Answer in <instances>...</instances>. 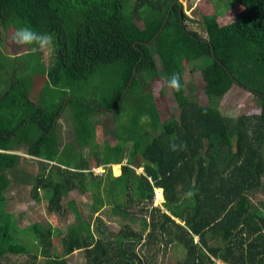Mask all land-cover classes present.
I'll return each mask as SVG.
<instances>
[{
    "label": "trees",
    "instance_id": "trees-1",
    "mask_svg": "<svg viewBox=\"0 0 264 264\" xmlns=\"http://www.w3.org/2000/svg\"><path fill=\"white\" fill-rule=\"evenodd\" d=\"M235 1L241 10L218 24L214 14L194 8L196 17L188 18L177 0H0V33L15 18L53 39L50 64L33 70L44 76L37 101L29 97V78L6 75L0 52V262L66 264V256L79 250L81 264H155L179 245L184 253L175 264H264V198L251 200L256 192L264 196V0ZM187 21H198L202 33ZM190 61L199 69L207 104L184 87ZM173 72L181 84L169 90L177 112L163 119L151 87ZM231 85L252 93L260 112L222 111L218 100ZM65 108L74 144L60 145L57 119ZM99 110L112 118L115 143L103 141L102 157L93 158L107 168L97 175L79 148L90 144L89 115ZM173 144L186 148L173 151ZM20 147L45 161L31 193H45L46 212L62 215L65 191L77 189L91 197L92 213L107 205L126 218L135 208L147 220L138 219L137 230L125 223L112 234L99 215L90 223L70 199L73 221L63 232L32 219L24 232L37 243L21 242L4 205L6 169L17 167ZM111 163H120L118 175V165L111 166L116 176L106 166ZM137 167L142 171L135 174ZM154 188L162 190L165 211L151 205ZM190 189L195 195L184 198ZM100 190H107L102 199Z\"/></svg>",
    "mask_w": 264,
    "mask_h": 264
},
{
    "label": "rangeland",
    "instance_id": "rangeland-1",
    "mask_svg": "<svg viewBox=\"0 0 264 264\" xmlns=\"http://www.w3.org/2000/svg\"><path fill=\"white\" fill-rule=\"evenodd\" d=\"M182 8L183 13L188 18H195L196 16L191 13V9H196L203 14H214V17L218 24H223L230 22L233 17L241 10V6L235 0H177ZM189 28L196 30L198 33H202L201 26L198 21L189 22L187 21ZM24 26L23 23L15 18H11L6 28L0 33V52L4 56L7 63V67L10 70L6 75L8 77H15L16 79L27 77L28 80V91L29 97L33 101H37L41 94V89L44 81V76L40 73H33L37 66L40 63L47 66L51 61L50 49L42 50L36 55L28 53L24 54L25 51H28L26 47H21L13 43L11 37L16 28ZM20 55V56H19ZM23 55V56H21ZM39 61H38V60ZM198 63V60L195 61ZM195 62H188L185 64L182 72L183 83L186 89V92L189 91L190 94L198 103L207 104V97L204 92V82L199 73V69H193ZM16 63V64H15ZM16 65V66H15ZM15 66V67H14ZM3 73V72H2ZM0 73V79H2L3 74ZM153 82V81H152ZM163 81H156L154 84L150 85L152 92L156 99V105L159 109V112L163 119H171L173 114H176V103L170 93V89L164 87ZM1 86V83H0ZM5 84L2 85L4 88ZM0 87V92L3 90ZM218 105L222 111L229 113L231 115H251L260 112V104L258 99L250 92L246 91L243 88L238 87L237 85H231L230 88L219 98ZM89 119L93 126L94 135L90 140V144L80 146L79 152L88 160V165L91 167L94 165L93 158L102 157V151L104 148L103 141H106L108 144L113 145L115 139L112 136V118L108 113L103 111H93L89 115ZM57 131H59L60 136H57L60 145L65 141L73 142V137L70 132L72 125V117L69 114L67 108H65L64 113L57 119ZM145 121V117L141 118V122ZM115 126V124H114ZM145 128L147 129L146 125ZM150 136L153 135V132L149 130ZM56 135L57 132H56ZM21 148L17 149L16 152L22 158V162L15 169H6V174L8 175V180L10 181L9 187L4 191V196H6V202L4 205L7 209L9 222L11 225L18 229L19 234L17 238L23 243H27L30 247H35L37 243V238L31 234L25 233L30 229L31 220H37L39 223L44 226L49 225L52 228L58 229L63 232L69 222L73 221L72 213L63 206V214L59 216L56 212L48 213L44 208V195L42 190L37 191V198H34L31 193V187L34 184V175L38 173L44 161L36 160L24 153L21 152ZM96 150V151H95ZM95 151V156L94 152ZM93 154V156H92ZM124 163V160L121 161ZM46 165H51L47 163ZM118 165V173H120V163ZM110 168V167H109ZM107 168H101L97 166L93 168L94 174H100L106 171ZM141 167L134 169V173H140ZM111 174H113L110 168ZM116 174V175H117ZM114 175V176H116ZM103 185V183H102ZM155 189V188H154ZM154 191V197L151 205H157L163 201L162 190L158 189L159 193L161 192V199H157ZM107 190H100L98 196L102 199L103 194ZM114 191V190H112ZM88 193V192H86ZM118 193V190H117ZM115 195V193L113 192ZM9 196L13 197L11 200ZM8 197V198H7ZM263 199L264 196L255 193L251 198L252 201L256 199ZM68 199H74L79 203V207L83 212V215H88L90 218V223H92V218L94 214L90 212L91 197L86 194L78 193L77 189H72L64 194L61 199L62 205H65V201ZM160 202V203H158ZM160 207V206H159ZM109 206H106L102 211L99 212L100 217H105V226L108 229V232L115 234L119 232L121 226L129 222L128 218H123L118 215L109 214ZM161 211H165L164 208L160 207ZM108 212V213H107ZM143 215V211L140 212ZM134 215V216H132ZM130 218L135 217L136 222L140 215L138 213H133ZM143 217V216H142ZM134 222V227L136 225ZM126 225V224H125ZM134 249H137L135 245ZM184 250L179 245L171 246L170 250L157 258L155 264H175L176 260H179L183 255ZM141 257V254H139ZM66 264H81L83 262V253L79 250L74 251L70 255L66 256ZM14 263L13 258H8L6 261H1L0 264H12ZM17 262V260H16ZM216 264H224L219 261H216Z\"/></svg>",
    "mask_w": 264,
    "mask_h": 264
},
{
    "label": "clouds",
    "instance_id": "clouds-1",
    "mask_svg": "<svg viewBox=\"0 0 264 264\" xmlns=\"http://www.w3.org/2000/svg\"><path fill=\"white\" fill-rule=\"evenodd\" d=\"M11 39L16 45L28 48L31 53H37L53 47V39L48 33L37 31L30 26L16 28ZM164 87L179 91L181 87L179 73L173 72L170 76L166 77ZM171 147L175 151L177 148H186V145L173 144ZM194 195L195 191L190 189L184 194V198H191Z\"/></svg>",
    "mask_w": 264,
    "mask_h": 264
},
{
    "label": "crops",
    "instance_id": "crops-1",
    "mask_svg": "<svg viewBox=\"0 0 264 264\" xmlns=\"http://www.w3.org/2000/svg\"><path fill=\"white\" fill-rule=\"evenodd\" d=\"M58 128V127H57ZM57 132V136H60V134H59V131H56ZM71 132V131H70ZM71 135V134H70ZM57 140H59L58 138H57ZM68 142V141H67ZM64 143H65V140H64ZM31 157V156H30ZM32 158H34V159H36V160H40L39 158H36V157H32ZM45 162V161H44ZM47 163H49V164H53L51 161H46ZM114 164H117V163H114ZM113 163H111V164H106V166H108V167H110L111 168V166L112 165H114ZM50 165H47V167H49ZM97 166H99V167H101V168H104L102 165H96V166H93V167H91V170L93 171V168L95 167H97ZM90 168V167H89ZM99 175V174H98ZM112 175H114V174H112ZM118 175V174H117ZM159 189H161V188H159ZM72 190V189H71ZM68 191H70V190H68ZM68 191H65V193H67ZM160 191V190H159ZM64 193V194H65ZM64 196V195H63ZM160 196H161V192H160ZM68 200H70V199H68ZM74 200V199H73ZM67 201V200H66ZM66 201H65V203H66ZM76 202V201H75ZM158 203H160V202H158ZM162 203V202H161ZM161 203L159 204V206L160 207H162L161 206ZM63 206H65V208L67 207L66 206V204L65 205H63ZM62 206V207H63ZM107 206V205H106ZM106 206H103V207H101L98 211H96V212H94L93 214H94V216L95 215H99V212L100 211H102ZM135 207H137V206H135ZM64 210V209H63ZM70 211V210H69ZM71 212V211H70ZM72 213V212H71ZM108 213V212H107ZM133 213H138L140 216L139 217H141L140 219H143V217H145V220H147V217L145 216V215H143V214H141V213H139L138 211H136V209L134 208V210H132V212L129 214V215H127L126 216V218H128V219H135V217H132V218H130V216L133 214ZM63 214V213H62ZM109 214L110 215H115V214H113V213H111L110 211H109ZM59 215V214H58ZM117 215V214H116ZM59 216H61V215H59ZM72 216H73V214H72ZM100 216V215H99ZM118 216H120V215H118ZM132 216H134V215H132ZM143 216V217H142ZM104 221H105V217H101ZM93 219V218H92ZM135 222H136V220H134ZM174 221H176V222H178V223H181L178 219H174ZM139 221H137L136 222V225H135V227H134V223H130L129 225H131V226H133L134 227V230L136 229L137 230V227H140V224L138 223ZM126 224H128V223H126ZM145 234V232L141 235V239H140V241H139V243L138 244H141V241H142V239H143V235ZM138 244H136L137 245V249H135V252H137L138 254H141V252H142V249L139 247V245Z\"/></svg>",
    "mask_w": 264,
    "mask_h": 264
},
{
    "label": "bare ground",
    "instance_id": "bare-ground-1",
    "mask_svg": "<svg viewBox=\"0 0 264 264\" xmlns=\"http://www.w3.org/2000/svg\"><path fill=\"white\" fill-rule=\"evenodd\" d=\"M155 195L157 199H161L160 193L157 189L155 190Z\"/></svg>",
    "mask_w": 264,
    "mask_h": 264
},
{
    "label": "flooded vegetation",
    "instance_id": "flooded-vegetation-1",
    "mask_svg": "<svg viewBox=\"0 0 264 264\" xmlns=\"http://www.w3.org/2000/svg\"><path fill=\"white\" fill-rule=\"evenodd\" d=\"M20 162H22V158L20 159V161H19V163L17 164V166L20 165Z\"/></svg>",
    "mask_w": 264,
    "mask_h": 264
},
{
    "label": "water",
    "instance_id": "water-1",
    "mask_svg": "<svg viewBox=\"0 0 264 264\" xmlns=\"http://www.w3.org/2000/svg\"><path fill=\"white\" fill-rule=\"evenodd\" d=\"M132 73H134V70H133V72Z\"/></svg>",
    "mask_w": 264,
    "mask_h": 264
}]
</instances>
